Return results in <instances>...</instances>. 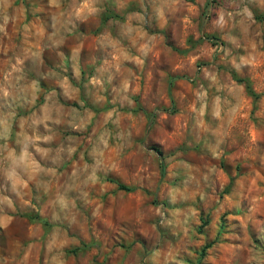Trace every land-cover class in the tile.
I'll list each match as a JSON object with an SVG mask.
<instances>
[{
	"label": "rangeland",
	"instance_id": "374dc122",
	"mask_svg": "<svg viewBox=\"0 0 264 264\" xmlns=\"http://www.w3.org/2000/svg\"><path fill=\"white\" fill-rule=\"evenodd\" d=\"M0 264H264V0H0Z\"/></svg>",
	"mask_w": 264,
	"mask_h": 264
},
{
	"label": "trees",
	"instance_id": "16d2710c",
	"mask_svg": "<svg viewBox=\"0 0 264 264\" xmlns=\"http://www.w3.org/2000/svg\"><path fill=\"white\" fill-rule=\"evenodd\" d=\"M108 16H104V19H106ZM247 89H248V87H247ZM157 154H158V152H157ZM160 155V154H159ZM161 170H162V168H161ZM120 189H122V190H125L126 188L125 187H123V186H120ZM27 218L29 219V220H31V221H37V222H40L44 227H46V223H45V221H43V220H41V219H39V218H37L36 216H34V217H32V216H27ZM207 247H209V245H206L204 248H207ZM77 249H75L74 251H76Z\"/></svg>",
	"mask_w": 264,
	"mask_h": 264
},
{
	"label": "clouds",
	"instance_id": "9594fccd",
	"mask_svg": "<svg viewBox=\"0 0 264 264\" xmlns=\"http://www.w3.org/2000/svg\"><path fill=\"white\" fill-rule=\"evenodd\" d=\"M21 162L25 165V167L36 166L35 161H32L26 152L23 154Z\"/></svg>",
	"mask_w": 264,
	"mask_h": 264
}]
</instances>
